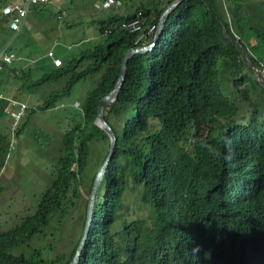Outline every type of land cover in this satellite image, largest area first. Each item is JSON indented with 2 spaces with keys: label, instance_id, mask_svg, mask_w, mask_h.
<instances>
[{
  "label": "trees",
  "instance_id": "obj_1",
  "mask_svg": "<svg viewBox=\"0 0 264 264\" xmlns=\"http://www.w3.org/2000/svg\"><path fill=\"white\" fill-rule=\"evenodd\" d=\"M115 1L95 5L119 8ZM172 1L126 2L128 9L97 21L101 43L30 81L35 89L68 77L60 91L26 103L22 119L54 107L81 80L96 78V85L73 115L79 121L62 135L51 182L35 209L0 231V264L71 261L98 170L85 191L84 174L93 153L100 166L109 149V136L95 124L97 106L115 86L125 52L153 43ZM22 2L0 0V49L8 52L20 45L4 34L12 16L1 9ZM137 17L139 30L120 28ZM253 66L264 74V0H182L169 12L151 49L129 58L120 90L103 107L116 142L77 264H264V83ZM22 128L23 122L13 136ZM73 211L78 238L65 240ZM50 226L53 231H44ZM59 241L66 251H57Z\"/></svg>",
  "mask_w": 264,
  "mask_h": 264
},
{
  "label": "rangeland",
  "instance_id": "obj_2",
  "mask_svg": "<svg viewBox=\"0 0 264 264\" xmlns=\"http://www.w3.org/2000/svg\"><path fill=\"white\" fill-rule=\"evenodd\" d=\"M101 1L68 0L64 5L58 2L60 8L64 7L68 11L67 15L66 10H61L64 14L63 17L67 16V22L56 17L59 9L55 2L50 1L47 4L35 6L30 11L23 29L15 36L17 44L21 46L25 44L24 47L17 50L18 54L36 59L42 66L38 67L36 62L29 78L14 74V69L18 67L19 61L13 62L9 66V70L0 71V94L3 99L0 102V137L3 138L2 146L6 148L3 166L0 167V231L18 224L21 218L35 209L41 194L51 182L62 135L71 124L79 121L73 115L79 113L80 103L96 85V81H94L96 78L79 81L68 95L56 102L54 107L45 111H37L30 117L21 119L20 123L23 122V128L14 137L11 133L13 113L18 110L20 102L27 103L19 99L28 97L30 104H37L49 94L60 91L67 82V76L42 83L35 89L30 87L32 79L38 80L45 72L52 69L48 64L47 52L49 50L55 52L63 61H66L77 55L79 51L101 43L104 36L96 35L98 32L97 21L102 20L100 19L102 17L115 15L116 12L128 9L131 6L128 1L133 0H126L128 3L124 5L118 4L119 8L116 5L110 8H97L95 4ZM6 33L11 38L14 36V32L11 30H6L4 34ZM252 68L256 72L255 66ZM14 100L15 102H13ZM76 103L79 105L76 106ZM14 135H16V131ZM9 142L14 143V147L10 151L8 149ZM92 159L93 163L83 177L84 191L95 170L101 168V165H96L95 153H93ZM127 203L134 204L131 196L127 197ZM144 209V206L137 208L139 212H143ZM74 215L75 211L70 214L65 223L66 231L63 235L65 240L78 238L79 230L75 231L71 219ZM44 231L53 230L50 226ZM55 233L58 236L61 235L56 231ZM44 240L43 237L39 242ZM66 250V244L59 241L57 251Z\"/></svg>",
  "mask_w": 264,
  "mask_h": 264
},
{
  "label": "water",
  "instance_id": "obj_3",
  "mask_svg": "<svg viewBox=\"0 0 264 264\" xmlns=\"http://www.w3.org/2000/svg\"><path fill=\"white\" fill-rule=\"evenodd\" d=\"M181 1L182 0H174L161 13L159 21H158L157 29H156V32L154 35V40H153L154 42L158 39V37L161 33V30H162L163 26L165 25V22H166V19H167L169 12L175 6H177ZM223 34L225 36L227 35L225 29H223ZM154 42L152 43V45L154 44ZM150 49H151V46L149 44H147V45H143V46H137V47L129 48L125 52L123 60H122V64L120 67L119 77H118V80H117L115 86L106 95H104L100 99L99 104L97 106V117L95 120V124L98 127H100L104 132H106V134L109 136V149H108L106 159L104 160L103 164L101 165V168H99V170H98V172H97V174L93 180V183L91 185V189H90V193H89L88 201H87V208H86L85 229L83 231L82 238L78 244L76 252H75L74 256L72 257L71 261L69 262V264H77V262L79 261V255H80L81 249L83 247V244L86 240L87 233H88L89 227L91 225V221H92L94 204H95V199H96V191L98 188V184H99V181L101 179L103 171L105 170L110 159L112 158L113 149L115 147L116 136H115V133L113 132V129L107 123V121L105 120V118L103 116V107L105 105L109 104L110 102H112L115 99L118 91L120 90V88L123 84L124 78H125V73H126V69H127V62L129 60V58L136 53L146 52ZM255 70L257 72V76H258L259 80L262 83H264V74L262 73V71L256 67H255Z\"/></svg>",
  "mask_w": 264,
  "mask_h": 264
},
{
  "label": "built area",
  "instance_id": "obj_4",
  "mask_svg": "<svg viewBox=\"0 0 264 264\" xmlns=\"http://www.w3.org/2000/svg\"><path fill=\"white\" fill-rule=\"evenodd\" d=\"M47 1L48 0H23L21 4L4 7L2 9V13L4 15L10 14L12 16L10 24H9L11 31L18 32L21 29V27L24 24L23 20L25 16L28 14V12L30 11V8L32 5H35L37 3H46ZM116 3L117 1L115 0H105L104 5L107 6V5H112ZM138 15L140 16L141 12H138ZM63 16L64 14L62 13V11H59L57 13V17L59 19L64 18ZM141 22L142 20L140 19V17H137L129 21L124 20V21H121L120 28H124L131 32L137 31L140 28ZM110 30H111V27H108L104 30V32L109 33ZM140 37L141 35L137 38V40H139ZM47 56L51 58L54 66H60L62 64L60 58L54 57L52 51H49ZM15 58H16V53L8 52L5 49H0V69L2 68L4 64H10ZM26 107H27V104L25 102H20L18 104V110L13 113L14 120L12 121V126H11L12 135L15 133L17 127L20 125V121L22 119V115Z\"/></svg>",
  "mask_w": 264,
  "mask_h": 264
},
{
  "label": "crops",
  "instance_id": "obj_5",
  "mask_svg": "<svg viewBox=\"0 0 264 264\" xmlns=\"http://www.w3.org/2000/svg\"><path fill=\"white\" fill-rule=\"evenodd\" d=\"M55 2L56 3V6H57V8L59 9V10H66V12H67V15H68V11H67V9L66 8H64V7H59V4H58V2H60L61 3V5H64L65 4V2L66 1H68V0H48L47 1V3L48 2ZM127 1L126 0H118V3L120 4V5H124L125 3H126ZM47 3H45V4H47ZM42 5H44V4H42ZM38 6V5H37ZM1 11H2V9H1ZM31 11V10H30ZM30 11L28 12V16H27V18L29 17V13H30ZM106 15V14H105ZM57 17V16H56ZM108 17H110V16H107V17H105L104 19H107ZM100 19H103V17L102 18H100ZM65 21L64 22H67L68 21V19H67V16H66V18L64 19ZM26 24V23H25ZM21 31V30H20ZM19 31V32H20ZM17 35V33H14V36L13 37H15ZM24 43V42H23ZM25 46V44H23L22 46L20 45V47H19V49L18 50H20L21 49V47H24ZM50 51V50H49ZM48 51V52H49ZM48 52H47V54H48ZM54 54V57H58V58H60L61 59V57H59L55 52H53ZM47 54H46V56H47ZM78 54V53H77ZM76 56V55H75ZM47 58H48V60H49V65L52 67V60L47 56ZM72 58V57H71ZM62 60V59H61ZM16 61H19V64H18V67H16V69H14V74L15 75H19V76H21V77H30V73H31V71H32V69L34 70V68H33V65L37 62V65H38V67H41L42 66V64H38V60H36V59H31V58H29L27 55H24V56H21L20 54H18V51L16 52V58L11 62V64L13 63V62H16ZM63 61V60H62ZM11 64H9V66L11 65ZM32 65V66H31ZM27 66V68H25ZM31 66V67H30ZM5 70H9V67H4L3 69H0V71H5ZM0 96H1V94H0ZM2 98V96L0 97V102L3 100V99H1ZM19 100H21V101H26L27 103H28V105L30 106L31 104L29 103V101H28V97H26V98H23V99H19ZM35 104V103H34Z\"/></svg>",
  "mask_w": 264,
  "mask_h": 264
},
{
  "label": "bare ground",
  "instance_id": "obj_6",
  "mask_svg": "<svg viewBox=\"0 0 264 264\" xmlns=\"http://www.w3.org/2000/svg\"><path fill=\"white\" fill-rule=\"evenodd\" d=\"M173 1H174V0H173ZM173 1H172V2H173ZM163 11H164V10H163ZM163 11H162V12H163ZM157 25H158V23H157ZM157 25H156V29H157ZM156 29H155V32H156ZM154 35H155V33H154ZM153 40H154V39H153ZM153 42H154V41H153ZM14 101H15V100H14ZM16 104H17V103H16ZM13 112H14V111H13ZM98 170H99V169H98ZM97 172H98V171H97ZM103 172H104V171H103ZM96 174H97V173H96ZM102 175H103V173H102ZM95 176H96V175H95Z\"/></svg>",
  "mask_w": 264,
  "mask_h": 264
},
{
  "label": "clouds",
  "instance_id": "obj_7",
  "mask_svg": "<svg viewBox=\"0 0 264 264\" xmlns=\"http://www.w3.org/2000/svg\"><path fill=\"white\" fill-rule=\"evenodd\" d=\"M47 3V2H46ZM45 4V3H44ZM119 4V3H118ZM59 11H61V10H59ZM60 19H62V18H60ZM19 32V31H18ZM18 32H14V33H18ZM149 45L152 47L153 45H152V43H149ZM61 60V59H60ZM62 63V62H61ZM52 64H53V62H52ZM54 66V65H53Z\"/></svg>",
  "mask_w": 264,
  "mask_h": 264
}]
</instances>
